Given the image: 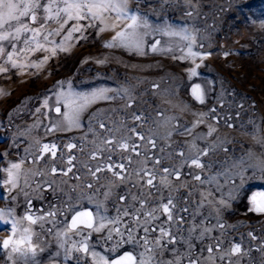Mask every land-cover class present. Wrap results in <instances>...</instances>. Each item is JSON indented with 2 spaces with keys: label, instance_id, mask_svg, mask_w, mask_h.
I'll list each match as a JSON object with an SVG mask.
<instances>
[{
  "label": "snow or ice",
  "instance_id": "6c2138e0",
  "mask_svg": "<svg viewBox=\"0 0 264 264\" xmlns=\"http://www.w3.org/2000/svg\"><path fill=\"white\" fill-rule=\"evenodd\" d=\"M187 14L192 15V12ZM109 18L114 22L109 23ZM93 28L100 33L114 32L105 48H121L139 56L148 52L171 54L174 59L190 61L193 67L188 71L193 77L199 74L197 69L202 62L212 55L197 49V36L192 31L176 29L170 24L153 27L138 9L129 7V0H0V75L26 67L39 68L49 56L67 50L56 37L71 42L74 38H86L85 33ZM164 37L169 39L162 44ZM148 39L152 41L150 44ZM203 48L204 45L200 44L199 49ZM36 52L48 55L42 60H30V54ZM223 55L226 58L230 53L224 52ZM97 62L105 63L104 60ZM158 87L153 85V88ZM191 95L200 104L206 103V91L199 83L191 87ZM118 96L132 100L127 89L98 87L77 91L71 82L65 85L61 81L56 90L43 98L35 112L46 118L49 113L57 114L56 119L45 124V134L71 131L82 127L81 116L91 105L112 101ZM125 106L131 107V103ZM216 112V108H210L208 113L197 114L198 119L193 126L177 130V134H190L194 127L204 122L205 117L218 121ZM131 119L137 122L132 127H128L126 122H115L118 126L113 127L98 118L96 124L103 132L94 130L90 120L89 131L95 139L89 141L92 150L88 156L96 163L81 164L75 172L73 161L77 157L74 154H62L57 158V144L39 140L30 145L20 160L11 161L0 169V184L6 188L9 197L8 206L0 207V224L10 225L9 235L0 238V253L5 257V264H41L38 257L49 244L34 231V226L38 225L44 232L45 224L50 225L46 234L53 237L55 245V250L49 253L48 264H64V261L73 259L77 264L81 261L87 264H216L217 260L221 264H240L244 256L250 255L252 246L245 245L244 238L239 242L229 239L225 246L226 225L218 214L220 207H227L235 193L229 191L225 196L220 178L223 176L233 184L231 174L222 169L211 175L204 174L205 170L211 172L212 165L202 162V157L208 156L209 150L215 151L218 145L208 144L200 148L196 141L205 137L196 135L187 146L181 145L170 153L160 148L164 155H156L152 150L157 149V139L169 140L171 132L166 130L164 134L157 135L150 128L138 131L147 122L146 118L134 113ZM40 123L38 121L37 125ZM225 123L233 126L228 120ZM161 126L167 129V121ZM208 129L207 136L216 131L212 125ZM65 147L71 152L77 145L69 143ZM114 153L118 154L116 160L113 159ZM169 156H178L179 163L162 167L161 161L166 163ZM26 161L34 167L25 169ZM41 161L43 167H35ZM251 166L264 171V164ZM185 167L187 172H184ZM101 172L110 173L113 179L97 187ZM69 173H72L71 177ZM182 175L190 176L196 183H185L181 180ZM85 177L91 179L83 187L91 191L78 192L75 198L64 192L62 207L51 205L47 210L33 209V196L42 199L45 190L63 191L56 178L79 181ZM173 180L180 183L173 184ZM240 181H243V176H240ZM62 183L67 184L68 179H63ZM129 184L131 188H125L113 201L115 214L110 215L104 202L113 195V186ZM185 187L191 191L177 197L175 193ZM100 188L104 191L101 192ZM69 192H77V188L70 187ZM214 194L219 198L214 199ZM193 196H198L199 200L191 208L188 203L178 207L184 201H191ZM20 197L25 202V210L18 217L14 205ZM81 200L94 204V209L82 207ZM250 205V211L264 214V192L253 195ZM205 207L216 208L214 224L211 222L212 213L201 211ZM58 215L63 218L61 221L57 220ZM197 216H200L199 221ZM213 231H218L219 235L212 236ZM94 235L98 238L92 243ZM246 237L249 241L257 240L253 232H248ZM206 239L208 243H205ZM196 241H200L199 254L194 251ZM97 245L102 251L96 250ZM126 246L130 247L125 250ZM254 247L264 254V240ZM165 252L171 259L164 258ZM233 257L237 259L233 260Z\"/></svg>",
  "mask_w": 264,
  "mask_h": 264
},
{
  "label": "rangeland",
  "instance_id": "374dc122",
  "mask_svg": "<svg viewBox=\"0 0 264 264\" xmlns=\"http://www.w3.org/2000/svg\"><path fill=\"white\" fill-rule=\"evenodd\" d=\"M129 7L138 9L153 27L170 24L176 29L185 28L194 32L197 36V49L212 53L197 69L199 74L190 76L188 70L193 67L192 63L174 59L171 54L148 52L145 56H139L121 48H105V43L114 35L113 31L100 33L94 28L89 29L85 33L86 38H74L71 42H64L61 37H56L60 43L65 44L66 51H57L54 56H49L39 68L26 67L0 75V169L8 166L11 161L20 160L30 145L39 140L41 143H56L57 158L62 154H74L77 157L73 161L76 165L73 169L75 172L81 164L96 163L88 156L92 150L89 141L95 139L89 131L90 120L94 130L103 132L104 130H100L96 124L98 118L113 127L118 126L115 122H126L128 127H132L137 123L131 119L132 115L142 114L147 122L143 128L137 129L138 131L150 128L157 135L164 134L166 130L171 132L169 140L157 139V149L152 150L156 155L162 156L164 152L170 153L181 145L187 146L196 135L205 137L196 141L200 148H205L208 144L218 145L215 151L209 150V155L202 157V162L212 165L211 172L205 170V175L222 169L229 172L233 178V184H229L223 176L220 178L225 196L229 191L235 193L228 201L227 207H220L218 214L219 219L226 225L225 246L229 239L239 242L244 238V244L252 246V250L249 256L240 260V264H264V254L254 247L264 240V214L250 211V198L264 192V171L251 166L254 163L264 164V27H261V23H264V0H129ZM188 12H192V15H188ZM108 22L114 21L109 18ZM168 39L162 38L161 43ZM151 42V39H148L147 43ZM200 44L204 45L203 49H199ZM224 52L230 55L225 58ZM45 55L48 53L36 52L30 54L29 59L42 60ZM99 60H104L105 63H98ZM61 81L65 82V85L71 82L77 91L98 87L127 89L132 100L118 96L112 101H100L82 114L81 128L45 134V124L48 120L56 119L57 114L49 113L46 118L36 113L35 109L41 106L46 95L56 90L58 82ZM197 83L206 91L205 104H200L191 95V87ZM154 84L159 87L153 88ZM126 103H131V107H126ZM210 108L217 109L218 121L205 117L204 122L194 127L190 134H177V130L186 126L192 127L198 119L197 114L208 113ZM63 111L62 108L61 112ZM225 120L233 126L229 127ZM38 121L42 123L37 125ZM164 121H167V129L161 126ZM34 125L37 126L33 127ZM209 125L216 128L212 136L206 135ZM69 143L77 145L71 152L65 147ZM160 148H164V152H160ZM113 159H118V154L114 153ZM178 163V156H169L166 163L161 161V166ZM23 167L28 169L34 166L26 161ZM35 167H43V161ZM187 171L185 167L184 172ZM80 174L83 175V170ZM71 176L72 173H69V177ZM240 176H243L242 182ZM99 177L97 187L106 185L113 179L108 172L99 173ZM56 179L58 187L63 191L45 190L42 192V199L33 196L34 210H47L51 205L62 207L64 192L75 198L78 192L91 191L83 187L91 177L79 181L69 178ZM63 179H68V183L63 184ZM181 180L185 183H196L190 176L182 175ZM172 183L180 182L173 180ZM70 187H76L77 192H69ZM125 188H131V185H114L113 195L104 202L110 215L115 214L113 201ZM100 191L103 192L104 189L100 188ZM190 191L191 189L185 187L175 195L183 197ZM213 198L219 197L214 194ZM198 200V196H193L191 201H184L178 204V207L188 203L191 208ZM8 204L7 190L0 184V207H6ZM24 204L23 198L20 197L14 205L18 217L25 210ZM80 205L94 209V204H89L86 200H81ZM201 211L205 214L211 212V222L215 223V207H205ZM62 219L57 216L58 221ZM196 219L199 221L200 216ZM49 226L44 225V232H41L38 225L34 226V231L49 244L38 257L41 264H48L49 253L55 250L53 237L46 234ZM9 230L10 225L0 224V238H6ZM248 232H253L257 240L249 241L246 237ZM217 235L218 231L212 232V236ZM97 238L98 235H94L92 243ZM208 242L206 239L205 243ZM195 244L194 251L199 254L200 241ZM129 247L126 246L125 250ZM96 250L102 251L99 245ZM164 258L171 259V256L165 252ZM235 259L237 257H233V260ZM0 264H5L2 253ZM64 264L77 262L73 259L64 261ZM80 264L87 262L81 261ZM216 264L221 262L217 260Z\"/></svg>",
  "mask_w": 264,
  "mask_h": 264
}]
</instances>
